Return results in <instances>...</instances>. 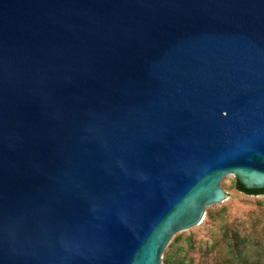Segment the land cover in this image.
<instances>
[{
  "label": "water",
  "instance_id": "obj_1",
  "mask_svg": "<svg viewBox=\"0 0 264 264\" xmlns=\"http://www.w3.org/2000/svg\"><path fill=\"white\" fill-rule=\"evenodd\" d=\"M228 173L264 188V0H0V264H163Z\"/></svg>",
  "mask_w": 264,
  "mask_h": 264
},
{
  "label": "rangeland",
  "instance_id": "obj_2",
  "mask_svg": "<svg viewBox=\"0 0 264 264\" xmlns=\"http://www.w3.org/2000/svg\"><path fill=\"white\" fill-rule=\"evenodd\" d=\"M237 179L234 173L221 179L224 199L206 206L201 222L173 236L163 264H264V194L241 192Z\"/></svg>",
  "mask_w": 264,
  "mask_h": 264
},
{
  "label": "trees",
  "instance_id": "obj_3",
  "mask_svg": "<svg viewBox=\"0 0 264 264\" xmlns=\"http://www.w3.org/2000/svg\"><path fill=\"white\" fill-rule=\"evenodd\" d=\"M235 186L238 190L246 194H253V195L264 194V188H248L239 179L236 180ZM175 240H177V237L174 239V241ZM171 243L169 245H171ZM167 264H171V263L168 262Z\"/></svg>",
  "mask_w": 264,
  "mask_h": 264
}]
</instances>
